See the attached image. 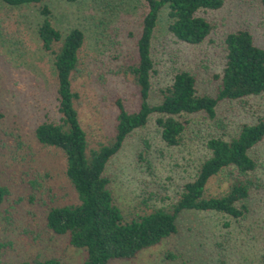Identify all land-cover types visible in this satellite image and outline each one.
Wrapping results in <instances>:
<instances>
[{
	"label": "rangeland",
	"instance_id": "obj_1",
	"mask_svg": "<svg viewBox=\"0 0 264 264\" xmlns=\"http://www.w3.org/2000/svg\"><path fill=\"white\" fill-rule=\"evenodd\" d=\"M53 12L54 26L63 35L80 29L85 44L81 68L73 88L80 95V122L90 148L111 142L120 100L128 111H138L141 96L127 72L137 58L146 6L140 0H47L43 4L10 6L0 0V184L9 188L1 206L0 264L35 259H58L61 264H83L86 253L69 245L68 235L48 228L47 216L56 207L79 203L68 179L67 158L56 147L41 144L37 128L61 118L54 56L45 51L38 30L42 7ZM168 8L161 14L153 43L155 73L149 103H162V91L177 73L197 75L200 95L216 96L226 65V37L250 30L264 48L263 0H225L218 11L202 13L214 24L199 45L179 41L169 31ZM264 117V93L236 101H221L214 119L205 113L183 115L187 128L179 146L163 140L152 115L148 125L135 130L109 161L116 202L126 218L150 213L177 202L210 158L208 143L230 141L244 124ZM260 166V187L246 201L248 213L234 218L217 212L185 211L179 233L159 246L141 252L134 261L112 264H264V141L253 150ZM221 174L208 191L218 195L228 188Z\"/></svg>",
	"mask_w": 264,
	"mask_h": 264
},
{
	"label": "trees",
	"instance_id": "obj_2",
	"mask_svg": "<svg viewBox=\"0 0 264 264\" xmlns=\"http://www.w3.org/2000/svg\"><path fill=\"white\" fill-rule=\"evenodd\" d=\"M3 1L10 6H23L43 4L47 0ZM140 1L145 4L146 13L137 42V58L127 72L140 91L141 105L138 111L131 112L119 100L115 136L110 143L98 148H90L77 109L80 95L73 88L81 68L80 52L85 44V34L74 29L64 36L53 24L52 10L47 5L41 9L44 19L38 34L43 49L54 56L61 118L40 125L36 136L41 144L65 153L66 174L79 197L77 204L53 208L47 216V225L57 235H68L70 246L85 251L83 264L134 261L141 252L178 234V220L185 211H213L243 218L249 211L246 201L251 191L261 186L256 176L260 162L252 152L264 141V117L255 124H244L230 141L210 140V158L202 164L196 178L185 185L176 203L132 218L124 216L106 169L127 138L135 130L145 128L152 115H157L156 122L166 144L179 146L188 124L180 120L181 116L205 113L214 119L221 101H240L264 93V48L256 45L254 35L247 29L226 37V65L222 75L217 76L221 83L216 96L200 95L197 75L181 71L176 74L173 84L162 91V103L151 105L149 98L155 73L153 43L164 9L169 10L170 33L181 42L199 45L214 30L213 22L202 13L222 9L225 0ZM221 174L227 176L229 186L220 194L212 195L208 191L210 182ZM8 195L9 188L0 184V222L1 206ZM19 264L61 262L35 259Z\"/></svg>",
	"mask_w": 264,
	"mask_h": 264
}]
</instances>
